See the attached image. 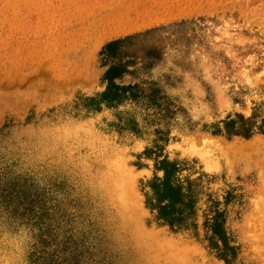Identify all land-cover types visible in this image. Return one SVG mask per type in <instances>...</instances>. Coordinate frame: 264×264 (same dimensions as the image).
I'll list each match as a JSON object with an SVG mask.
<instances>
[{
    "label": "rangeland",
    "instance_id": "obj_1",
    "mask_svg": "<svg viewBox=\"0 0 264 264\" xmlns=\"http://www.w3.org/2000/svg\"><path fill=\"white\" fill-rule=\"evenodd\" d=\"M92 1L0 0V264H168L135 209L187 264H264V0H166L186 15L153 28ZM120 24L148 28L105 44Z\"/></svg>",
    "mask_w": 264,
    "mask_h": 264
},
{
    "label": "crops",
    "instance_id": "obj_2",
    "mask_svg": "<svg viewBox=\"0 0 264 264\" xmlns=\"http://www.w3.org/2000/svg\"><path fill=\"white\" fill-rule=\"evenodd\" d=\"M109 5L111 7H116L117 9H110L106 12L102 5L104 4V0H93L92 6L93 8V20L98 21H126V22H151L149 28L158 27L163 24L179 21L183 19V15H186L180 8L169 9L166 8L169 5L166 0H109ZM98 4V5H97ZM97 5V6H96ZM100 5V6H99ZM109 6V7H110ZM179 7V6H178ZM124 24V23H123ZM121 30H129L126 27H121ZM147 25L140 26L139 28H135L136 31L134 33L147 29ZM117 34L115 36L110 37L106 40L105 44H109L118 39L124 38L126 36L132 35L133 32Z\"/></svg>",
    "mask_w": 264,
    "mask_h": 264
},
{
    "label": "bare ground",
    "instance_id": "obj_3",
    "mask_svg": "<svg viewBox=\"0 0 264 264\" xmlns=\"http://www.w3.org/2000/svg\"><path fill=\"white\" fill-rule=\"evenodd\" d=\"M120 25H122V24H120ZM121 27H124V26L122 25ZM121 31H123V30H121ZM119 181H120V177L117 174L114 176L113 182H115V184L118 186V188H120L119 186H121ZM121 188H123V187L121 186ZM122 193H123V190L120 191L121 202H123L122 201ZM128 206L129 205H127V206L125 205L124 212L127 210ZM124 218L126 219V216ZM121 224L123 226H125L126 228L129 227L131 229L130 233H131L132 239L134 240L135 243L145 242V244H144V246L140 252H142L143 254L146 253V254L150 255L152 260L155 259V261L157 262L160 260V257H161L168 264H181L182 262H184V264H187V263H185V261L188 262V260H187L189 258L188 255L183 254V255H178V256H172L169 252L170 249L168 247L162 248V249H160L162 251H160L158 249L159 246H158L157 242L154 241L151 236H150V240L148 239V234L142 228L140 212L138 209H135L133 214H130V218L124 220L123 223L121 222ZM158 250H159V253H158Z\"/></svg>",
    "mask_w": 264,
    "mask_h": 264
},
{
    "label": "trees",
    "instance_id": "obj_4",
    "mask_svg": "<svg viewBox=\"0 0 264 264\" xmlns=\"http://www.w3.org/2000/svg\"><path fill=\"white\" fill-rule=\"evenodd\" d=\"M114 42H111L109 45H112ZM153 189L157 200L154 207L156 206L158 209L159 218L170 225L182 222V210L180 207H177V204L181 202L183 193L177 185L171 183L167 171L165 179L160 184L154 183Z\"/></svg>",
    "mask_w": 264,
    "mask_h": 264
}]
</instances>
